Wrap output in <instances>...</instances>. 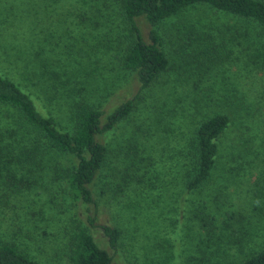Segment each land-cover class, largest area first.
<instances>
[{"label":"rangeland","instance_id":"obj_1","mask_svg":"<svg viewBox=\"0 0 264 264\" xmlns=\"http://www.w3.org/2000/svg\"><path fill=\"white\" fill-rule=\"evenodd\" d=\"M89 8L83 0H0V74L63 127L82 95L102 110V123L137 95L133 111L96 136L123 187L73 204L57 182L12 195L0 186V240L41 264L63 260L77 225L111 264H236L264 248V29L208 5L185 9L156 26L169 64L139 92L135 73L106 54L107 40L117 41L104 36L105 13L92 17ZM136 24L148 40L154 26L143 16ZM213 112L229 117L216 167L204 187L188 191L189 140ZM131 161L143 179L125 187L121 164ZM104 226L120 230L115 248Z\"/></svg>","mask_w":264,"mask_h":264},{"label":"trees","instance_id":"obj_2","mask_svg":"<svg viewBox=\"0 0 264 264\" xmlns=\"http://www.w3.org/2000/svg\"><path fill=\"white\" fill-rule=\"evenodd\" d=\"M83 2L90 5L89 12L92 17H101L105 13V22L100 19V23L105 24L104 36L109 37L114 33L117 41L107 40L104 45L106 54L119 63L123 72L135 73L139 92L147 89L169 64L167 55L161 48L156 26L179 15L185 9L208 5L235 17L255 21L264 29V0ZM141 16L154 26L148 32V40L142 37L136 24V19ZM95 23L99 24L98 21ZM203 38L204 46H207L210 37ZM74 88L77 89L75 84ZM82 89L80 87L78 91ZM82 97L83 100L73 104L74 108L70 112L71 124L63 127L53 116L38 110L27 91H22L11 79L0 74V144L5 142L0 145V186L5 185L10 195L30 189L34 184L35 188L40 184L44 191L47 190V185H56L57 182L58 189L67 190L70 203L91 204L94 202V194L100 197L105 190L112 191L113 195L119 191L121 183L113 181L114 173L116 170L118 172L119 167L110 163L111 161L107 162L108 148L96 136L111 130L119 121L125 119L133 111L137 95L117 106L106 116L103 123L102 110L85 100L84 95ZM228 123L227 114L213 112L196 125L187 147L188 159L182 164L186 190H200L210 179L218 159L217 141L227 129ZM68 159L71 160L70 163H64ZM126 162H120L124 165L122 169H125L120 176L126 183L125 187L129 186L130 179H143L141 176L137 177V169L132 161L130 164ZM107 165L109 170L104 172ZM41 172L46 176L43 177ZM2 176H6V183ZM9 179L13 181H8ZM205 218L202 221L209 226L210 221ZM93 220L94 217H89L91 224ZM103 232L108 237L109 245L115 248L120 230L117 227L104 226ZM60 252L63 260L58 264H111L112 261L111 255L95 242L88 229L80 225L75 226L72 234L68 235L66 250ZM204 254L209 259L210 256L206 252ZM0 264L41 263L30 258L12 242L0 240ZM236 264H264V248Z\"/></svg>","mask_w":264,"mask_h":264}]
</instances>
